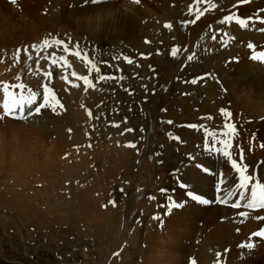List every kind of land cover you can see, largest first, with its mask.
<instances>
[{"label":"bare ground","instance_id":"bare-ground-1","mask_svg":"<svg viewBox=\"0 0 264 264\" xmlns=\"http://www.w3.org/2000/svg\"><path fill=\"white\" fill-rule=\"evenodd\" d=\"M171 1L174 0H0V86H4L5 84L9 85L7 93H5L4 89L0 90V95H2L0 97V104L6 94L5 99L10 108L20 102L21 97L18 96H21V93L16 98H13L11 92L14 91L24 92L23 99L26 100V89L28 88L37 90L41 94L43 93V89L40 85H47L52 89V93L56 94L55 98L59 101V104L53 108L52 105L55 102L53 101L54 103H52L50 100V106L37 114L40 120H35L34 117H28L24 119V122L36 125L33 126L36 129V133L38 132L39 135H42L45 143L54 148L52 153L54 154V158H52H56L59 161V158L63 155L61 153L69 147L68 141L71 139L74 140L75 136L73 128L70 129L62 120V113H64L65 106L69 111L76 109L79 111L77 112L78 114L81 108V103L78 100H75L72 96L71 99L66 98L63 93L73 91L74 89L85 88L83 80L74 78L72 73L75 72L78 77H88L90 85L96 82L98 76L94 70L93 63L99 53L98 49L100 46L107 45L109 48H117V46L121 45L120 43L126 41H136L137 43L143 38L147 28H156V23H158L159 27L149 30L160 33L162 31L161 25H165L166 22L164 19L168 17L167 13L162 12L161 9L165 5L164 8L168 12ZM212 4L215 7L210 6L206 0H194L190 4V13L182 15V20H185L183 29L185 34L184 44L193 36L197 37L199 31H203L198 37L201 38L198 43H195L196 40L188 42L190 47L187 50L195 45V49L201 51L203 56L201 55L198 58V63L196 60L197 66L191 63L188 64L187 62L186 66L181 70H178L179 67L177 69L174 68L171 81L172 83L175 81H181V83H189L191 81L193 83L195 80L193 84L199 90H203L200 94L203 95L205 93L206 100L205 98H201L200 111L198 110L197 117L192 120L193 124L188 128L179 127L178 122L173 117L179 115L177 112L179 104L175 106V102L171 100L172 107L170 109L167 108L169 110L167 112L169 117L174 120V123L171 122L174 127L172 129L169 127L167 130L175 134H185V136H189L188 138L191 137L188 143V154H185L187 156L182 158L181 165L178 169L179 179L174 184L175 190L172 194L174 200L184 203V206L180 209L172 210L169 212L168 217L162 218V221L159 222L161 215L168 211V208L165 210L164 204L161 206L159 200L156 203L153 202L154 199H149L150 204H147L146 199L143 200L142 203L145 204L146 211L145 215H151L153 223L148 229L149 233L146 231L144 237L142 236V241H145V248L143 247L144 249H141L142 258L140 261L142 264H192L193 261L194 264H214L215 258L220 259L221 264H228V262L229 264H264V240L262 237L260 239L258 238V242L253 244V247H247L250 242H254L252 240L253 238L248 237L247 234L254 229H260L259 226L263 219L258 218H264V208L262 209L257 204L253 208H260L261 210L251 211L247 208L242 209V206L247 204L251 198V185L256 180L264 183V147H261V145H264V59L254 58L260 55H254L252 53L254 50L264 49V31H260V29H264V24L253 23L246 28H242L234 22H229L230 24L220 23L224 16L232 14L233 11L238 12L241 18L264 17V0H248L246 3H242L241 0H212ZM201 11L203 15L199 19H196V14ZM192 21L195 22L193 23ZM46 29L56 33L52 39L46 40H59L61 41V45H54L47 50H42L39 57H37L36 52L32 51V45L34 43L35 45H39L44 40L42 41L40 39L41 42L38 41L39 43H31L33 40L32 37H35ZM38 37L40 36L38 35ZM213 37L216 38L213 39ZM78 42H92V46H90L91 48L84 47V50H81L80 43ZM249 44L252 45L251 48ZM63 45H67L72 52L78 51L81 53L83 59L76 55H67L66 60L68 66H65L63 63L53 65L47 57L52 53H55L57 58L65 56L66 54L62 48ZM25 48L31 52L32 59H28V56H25L26 54L23 51ZM169 48L170 45L167 44L163 47L164 51ZM17 49L21 50L19 59H17ZM217 55L220 57L219 60H221V63L218 67H211L213 71L210 77L206 79V75H202L205 71L201 68L200 63L203 60L210 62ZM6 58L10 62L3 61ZM37 59H39V64H37ZM164 59L166 60L165 55ZM5 64H8V66L1 68ZM190 64L194 66V69L192 66L190 67ZM166 65L167 63L160 68L158 75L164 71ZM19 69L22 73H20ZM45 73H51V76H46ZM104 73H106L105 69ZM199 74L201 75L199 76ZM64 76H67V81L62 78ZM103 81L100 80L99 82ZM21 83L25 85V89L11 87ZM73 85H78V87H74ZM206 90L212 94V98H209L210 94L208 92H204ZM36 99L37 103L42 102L41 97H37ZM90 100L93 101V99ZM85 101L87 102L86 99ZM94 103L95 101L93 105ZM60 105L64 106V108H60ZM1 107L0 111L3 110V107ZM88 110L90 111V109ZM221 110H224L230 115L225 116ZM31 111L34 112L35 108L33 107ZM28 113V107H25L22 113L17 111L16 115L22 114L23 118V115ZM82 114L80 115L82 116ZM86 119L88 120V118ZM79 120L81 121V119ZM185 120L179 121L180 123H185ZM226 122L230 125L227 129L224 128ZM168 125L172 127V125ZM40 126L43 128H40ZM51 127L56 129L58 132L57 135H55L56 132L53 133L50 130L52 129ZM100 127L102 128L104 139H100L99 142L107 141L105 144L106 151H99V155L102 154L101 162H103L108 160V143L110 141L106 125L103 126L102 123ZM219 130L233 134L232 140L228 139L231 145V148L228 150L231 152L232 158L237 161L240 159L241 151L243 152V163L248 167V172L253 176L251 181L246 182L249 184V188L246 190V196L241 202L242 206L240 209H233L231 205V207L221 206L234 202L229 200L231 193L235 190L239 193V195H236L237 193L235 194L236 197L238 196L237 200L239 199L241 201V197L240 190L234 187L238 183V174L230 167V161L219 151L214 150L212 154L209 152L212 150H209L206 146V131L212 133ZM118 132L120 133V131H117V134H119ZM119 136H122L124 139L123 135ZM196 140L197 143L193 146ZM33 143L34 145L39 144L36 141ZM122 144H124V141ZM27 145L30 144L27 143ZM204 146L206 147L204 148ZM219 147L217 145V148ZM122 148L125 147L121 146ZM128 148L130 149V147ZM49 149L50 147L47 150ZM126 155L128 154L126 153ZM90 158L91 160L85 163L87 166L92 165V163L95 164L94 159L100 160L98 156L97 158L90 156ZM204 167L212 171L205 174L202 170ZM104 169L106 168L103 166L102 170L93 172V177H96V183L99 185L108 178V174H104ZM153 172L154 170L150 171L148 174L149 177ZM141 175L145 185L144 172H141ZM201 176L204 178L201 179ZM178 181L192 185L193 189L202 198L207 199L209 203L203 204L192 201L185 195V190L178 186ZM218 183L220 184V192L216 189ZM87 185L89 186L86 182L85 184L82 183L80 186H77L78 191L75 193L80 196L75 195L77 197L75 200L76 203L79 199H83L88 195L91 197V200L89 199L91 205L93 201L96 202L98 200L96 197L93 198L95 193L89 191ZM153 187H157V183ZM257 191L259 195V189ZM81 195L84 196L82 197ZM221 196L224 197L225 202H220ZM156 205H158L157 208ZM85 215L87 216L88 213ZM93 215L91 214V223L100 221V218L97 217L96 222H93ZM221 219L222 222L220 223L219 220ZM224 238L228 243L226 244L228 245L227 248L230 249H228L229 251L226 250L228 262L225 258L226 254H223V250L222 253L219 251L214 252L216 244L218 243L217 248L221 245L219 239ZM190 242L191 246L188 253V258H190L189 262L186 257Z\"/></svg>","mask_w":264,"mask_h":264},{"label":"rangeland","instance_id":"rangeland-1","mask_svg":"<svg viewBox=\"0 0 264 264\" xmlns=\"http://www.w3.org/2000/svg\"><path fill=\"white\" fill-rule=\"evenodd\" d=\"M193 1H171L168 12L164 8L165 5L162 7L161 11L168 15V17L165 16L166 18L163 17L165 18L164 21L169 22L172 27L168 28L164 24L161 25V35L158 31H150L159 27L156 23V28L146 29L147 31L140 39V43L126 41L120 43L121 45L117 48H109L107 45L100 46L99 53L94 59V70L96 67L100 69V72L95 70L98 77L109 75L113 78L103 82H99L100 80L97 79L91 84L94 87L90 86L87 90L82 88L83 90L74 89L63 93L66 98L71 99L72 96L78 100L81 103V108L78 114L79 111L76 109L69 111L65 106L64 113H62V120L70 129L73 128L75 136L74 140L68 141L69 147H65L66 149L61 153L63 155L59 161L56 158L53 159L54 148L51 145L48 146L44 137L38 132L36 133L35 127L33 128L36 125L24 122V119L28 117L40 120L35 111L24 114L23 118L22 114H19L16 115V119L10 117L0 119V264H142L140 261L141 253L145 248V241L142 239L146 231L149 233L148 229L153 223L151 215H145V204L142 202L146 199L147 204H150L149 197L154 195L153 202L158 203L157 200H159L160 205L164 204V209L167 210L165 205H167L168 200L165 198L168 195L172 197L175 190V177L179 179L178 169L182 158L188 154V143L191 140V137L188 138L189 136H185V134H175L167 130L169 127L171 129L174 127L172 124L174 120L169 117L167 108L172 107L171 100L175 102V106L179 104L177 109L179 115L173 117L178 122L179 127L188 128L193 124L192 120L197 117L198 110L200 111L201 98L206 100V94H200L203 90H199L191 81L189 83H181V81L172 83L171 81L174 68L179 67L178 70H181L187 62L197 66L196 60L198 63V58L203 56L201 51L195 49V45L187 50L190 47L189 41L196 40L195 43H198L201 40L198 37L203 33L202 30L198 32L197 37L193 36L184 44L185 20H182V15L185 13L182 14V12L185 10L186 14H189L191 11L190 4ZM183 2L186 3L183 4ZM179 7H181L180 10ZM163 27L167 30H163ZM164 31L165 33H163ZM54 34L56 33L46 29L38 34L40 37L38 35L32 37L31 43L52 39ZM78 43H80L81 50H84V47L91 48L90 46H92V42ZM165 44L170 45V48L164 51ZM173 48L179 50L175 56L171 54ZM131 50L140 53L133 56V52H130L133 57L127 59L131 56L127 55L126 51ZM141 53H149L150 57L147 59L141 57ZM25 56L27 57V54ZM189 56L193 58L189 60ZM138 58H143V60L135 62ZM219 58L217 55L210 62L203 60L200 63L201 68L205 71L202 75H206V79L210 77L213 71L211 67H218L221 63ZM116 59L117 61L123 59L122 65L125 66V70ZM124 60L132 63V65L128 66ZM3 61L10 62L8 58ZM165 63L167 65L164 71L158 75L160 68ZM6 66L8 64L2 65L1 68ZM194 66H192L193 69ZM104 69L106 73H104ZM20 73H22L21 70ZM121 75L122 77H120ZM118 83L122 84L123 87L127 86V90L120 88ZM168 84L170 85L167 86ZM1 89H4V86H0ZM204 92L207 93L208 91ZM20 93L21 91H14L11 92V95L16 98ZM208 94H210L209 98H212V94L209 92ZM84 106L85 108H83ZM60 108H64V106ZM45 109H42L41 112ZM84 112H87V116ZM84 118L85 120L88 118V122ZM167 119L172 123H169ZM183 119H186V122L180 123ZM100 122L103 123V126L106 125L111 142L108 141V160L103 162H101L102 154L99 155V151H106L105 144L107 141L99 142L100 139H104L100 127L102 123ZM114 123L119 124V127L113 126ZM40 128L43 127L40 126ZM51 128L50 130L53 133L56 132L55 135H57L56 129ZM126 129H133V131L129 132ZM114 131L116 132L114 133ZM117 131L120 133L117 134ZM119 135H123L124 139ZM113 136H115L114 139ZM232 138L233 134H230L228 139L232 140ZM35 141L39 144L34 145L33 142ZM123 141L124 144H122ZM129 143L134 144L135 147L129 149L126 146ZM196 143L197 140L193 146ZM121 146L125 148L121 149ZM48 147H50L49 150H47ZM209 152L213 154L214 150ZM112 154L114 155L112 156ZM96 155L100 160L94 159L95 164L92 163L88 167L85 163L91 160L90 156L97 158ZM103 166L106 168L104 174H108V178L99 185L96 183V177H93V172L102 170ZM152 170L154 172L149 177L148 174ZM141 172H144L145 185L142 181ZM86 182L89 184V186L87 185L88 190L95 193L93 198H98L96 202L93 201L92 205L89 202V199L91 200L89 195L79 199L77 203L75 202L76 196H80L75 193L78 191L77 186ZM155 183H157V187H153ZM235 194L239 195L236 190L233 191L229 201L235 203L240 201L237 200L238 196L236 197ZM235 198L236 200H234ZM230 204L221 206L231 207ZM157 207L158 205H156ZM242 207V209L247 208L251 211L260 209ZM231 208L235 209V207ZM91 214H94L93 222H96L97 217L100 218V221L91 223ZM168 214V211L162 214L159 222L162 221V218L168 217ZM219 222L221 223L222 219ZM259 230L254 229L247 234L248 237L253 238L254 242H250L252 245L258 242L257 236L253 233ZM224 239H219L221 245L217 248V243L214 252L222 253L223 250L228 262L227 251L230 249L227 248L228 245L226 244L228 243ZM190 246L191 242L186 257L189 262ZM216 259L218 258L214 259V264L216 262L221 264L220 259Z\"/></svg>","mask_w":264,"mask_h":264},{"label":"snow or ice","instance_id":"snow-or-ice-1","mask_svg":"<svg viewBox=\"0 0 264 264\" xmlns=\"http://www.w3.org/2000/svg\"><path fill=\"white\" fill-rule=\"evenodd\" d=\"M206 2L210 6L215 7V5L212 4V0H206ZM241 2L246 3V2H248V0H241ZM201 15H203V12L202 11L198 12L196 14V19H199ZM192 22L194 23L195 21H192ZM228 22H235L236 24H239L240 27L246 28L250 24H253V23L264 24V17L241 18V17L236 16L234 14H230V15L224 16L223 19L220 21L221 24H225ZM165 27L170 28V27H172V25L170 23H166ZM260 31H264V29H260ZM215 38L216 37H213V39H215ZM54 45L60 46L61 41H59V40H55V41L44 40L39 45H35V44L32 45V51H35L37 54V57H39V54L42 50H47L48 48H51ZM249 47L251 48L252 45L249 44ZM62 48H63V52L66 54L65 56H60L59 58H57L56 54L52 53L49 55V57H47L53 65H56L58 63H63L65 66H68L67 60H66L67 55H76V56L83 59V57L81 56V53H79L78 51L72 52L67 45H63ZM20 51H21L20 49L16 50L17 59H19ZM23 51L25 54H27L28 59H32V55L27 48H25ZM178 51H179L178 49L173 48L171 54L173 56H175ZM192 58H193L192 56L188 57L189 60H191ZM254 58L264 59V53H261L259 57H254ZM37 64H39V59H37ZM95 70L97 72H100V69L98 67H96ZM90 71H91V69H90ZM45 75L51 76V73H45ZM72 76L76 79L83 80V82L85 84V90H87V88L89 86L94 87V85H90V81H89L88 77H78L75 72L72 73ZM62 78L67 81V76H64ZM112 78L113 77H111V76L100 75L98 77V80H106V79H112ZM193 83H195V81H193ZM73 86L78 87V85H73ZM11 87L18 88V89H25V85L23 83L18 84V85H14ZM40 87L43 89L42 94H41V92L34 90V89H31V88L26 89L27 90V99L26 100L23 99V92H21V100H20V102L16 103L14 107L10 108L8 103H7V100L5 99V101L3 102V105H2L4 112H3V116H0V119H3L4 117H11L13 119H16V112L20 111L22 113L24 111L25 107H28V110L30 113H31L32 108L34 107L35 112L38 114V113H40V111L42 109L48 108L50 106V104H49L50 100L55 102L52 105L53 108L55 107V105L59 104V101L56 100L55 95L52 93L51 89L47 85H40ZM8 88H9V85L5 84L4 85L5 93H7ZM37 97H41L42 102L37 103V99H36ZM60 106L62 107V105H60ZM221 111L225 116L230 115L229 113L225 112L224 110H221ZM89 115H91V113H89ZM169 123H171V121H169ZM113 126L119 127V124H114ZM229 127H230V125L226 122L224 125V128L227 129ZM126 131L130 132V131H133V129H126ZM229 136H230V133H228L227 131H223V130L215 131L212 133H208L206 131L205 141H206V146L209 148V150L219 151L225 158H227L230 161V167L238 174V183H236L234 185V187L237 188L238 190H240L241 201H237L232 206L239 208V207H241V202H242L243 198L246 196V190L249 188V184L246 182L251 181L253 179V176H252V174H250L248 172V167L243 163V152L242 151H241L239 161L232 158L231 152L228 150L231 148V145L229 144V141H228ZM217 145H219L220 147L217 148ZM126 146L135 147V145L132 143H129ZM261 147H264V145H261ZM202 170L205 174L212 171L206 167H204ZM200 178L203 179L204 177L201 176ZM178 186L185 190V195L188 198H190L192 201L203 203V204L209 203V201L207 199L202 198V196L199 195L193 189L192 185L187 184L183 181H178ZM216 189L218 192L221 191L219 183L216 185ZM258 189H259V195H258V191H257ZM161 191H165V190H161ZM149 199H155V197L150 196ZM167 200L169 203L167 205H165V207L168 208V212H171L173 209H180L184 206V203L175 201L173 199V197H171V196H168ZM220 202H225L223 196L220 197ZM257 204L259 205V207L264 208V183H261L260 180H256V182L251 185V198L248 201V203L244 204L243 206L251 208V207L256 206ZM258 219H264V218H258ZM253 235H255L257 237H264V229H261L259 231L254 232ZM247 247L251 248V247H253V245L249 244V245H247ZM192 264H194V261L192 262Z\"/></svg>","mask_w":264,"mask_h":264}]
</instances>
